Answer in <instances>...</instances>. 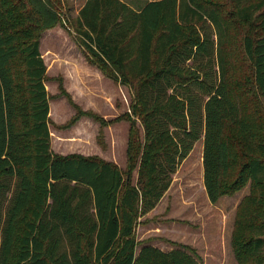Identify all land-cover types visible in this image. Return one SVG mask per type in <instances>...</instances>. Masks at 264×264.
Returning <instances> with one entry per match:
<instances>
[{"label":"trees","instance_id":"obj_1","mask_svg":"<svg viewBox=\"0 0 264 264\" xmlns=\"http://www.w3.org/2000/svg\"><path fill=\"white\" fill-rule=\"evenodd\" d=\"M61 5L0 0V264H199L190 248L139 244L135 231L200 138L211 203L248 181L257 192L239 206L233 247L240 264H264V0H230L228 9L86 0L75 19L64 17L88 62L132 96L141 130L131 122L124 172L51 149L39 46ZM236 22L251 64L242 85L224 55Z\"/></svg>","mask_w":264,"mask_h":264},{"label":"rangeland","instance_id":"obj_2","mask_svg":"<svg viewBox=\"0 0 264 264\" xmlns=\"http://www.w3.org/2000/svg\"><path fill=\"white\" fill-rule=\"evenodd\" d=\"M60 1L64 16L56 26L42 32L39 46L47 68L44 84L51 149L58 155H97L114 162L124 172L131 122L141 130L130 110L132 96L128 87L88 62L74 30L65 21L66 16L75 19L86 0ZM122 1L138 9L149 0ZM211 1L223 9L230 5V0ZM243 31L244 25L236 22L224 48L229 72L240 85L251 73L240 40ZM85 65L99 70L100 78L93 73L95 77H89V83H81L75 75ZM202 143V138L194 143L159 202L138 219L135 239L139 244L148 243L162 250L186 246L199 264H240L233 247L236 213L246 197L256 196L257 192L250 189L248 181L233 194L211 203L203 185ZM132 175L135 178L136 169Z\"/></svg>","mask_w":264,"mask_h":264},{"label":"crops","instance_id":"obj_3","mask_svg":"<svg viewBox=\"0 0 264 264\" xmlns=\"http://www.w3.org/2000/svg\"><path fill=\"white\" fill-rule=\"evenodd\" d=\"M85 66L81 68V71H82L81 73H79V71H78V73L75 75L76 77H78V79H79V81L81 83H89L90 82L89 81V79H90L89 77H93V76L95 77V75L98 76V77L101 76L100 73H99V70L94 69L93 67H91L89 65H85ZM82 154L83 155H92V154H84V153H82Z\"/></svg>","mask_w":264,"mask_h":264}]
</instances>
